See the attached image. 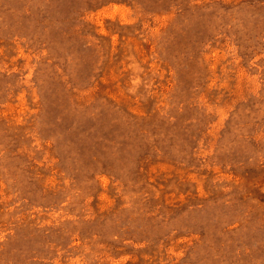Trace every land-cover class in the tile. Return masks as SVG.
Wrapping results in <instances>:
<instances>
[{
    "label": "rangeland",
    "instance_id": "rangeland-1",
    "mask_svg": "<svg viewBox=\"0 0 264 264\" xmlns=\"http://www.w3.org/2000/svg\"><path fill=\"white\" fill-rule=\"evenodd\" d=\"M0 264H264V0H0Z\"/></svg>",
    "mask_w": 264,
    "mask_h": 264
}]
</instances>
